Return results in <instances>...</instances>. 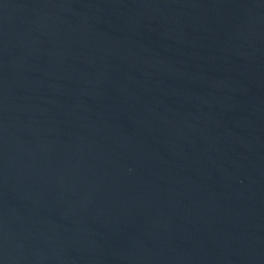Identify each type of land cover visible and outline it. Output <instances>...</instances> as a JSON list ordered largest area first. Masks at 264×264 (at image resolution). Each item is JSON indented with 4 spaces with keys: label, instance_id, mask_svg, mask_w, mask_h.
<instances>
[{
    "label": "water",
    "instance_id": "water-1",
    "mask_svg": "<svg viewBox=\"0 0 264 264\" xmlns=\"http://www.w3.org/2000/svg\"><path fill=\"white\" fill-rule=\"evenodd\" d=\"M0 264H264V0H0Z\"/></svg>",
    "mask_w": 264,
    "mask_h": 264
}]
</instances>
